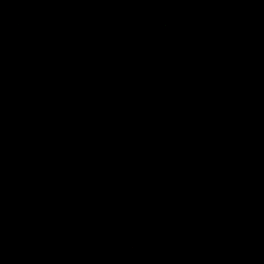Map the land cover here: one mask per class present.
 Instances as JSON below:
<instances>
[{
  "label": "water",
  "instance_id": "1",
  "mask_svg": "<svg viewBox=\"0 0 264 264\" xmlns=\"http://www.w3.org/2000/svg\"><path fill=\"white\" fill-rule=\"evenodd\" d=\"M0 264H264V0H0Z\"/></svg>",
  "mask_w": 264,
  "mask_h": 264
}]
</instances>
